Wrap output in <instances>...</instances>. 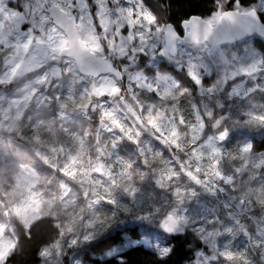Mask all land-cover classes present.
Segmentation results:
<instances>
[{
	"label": "snow or ice",
	"instance_id": "obj_1",
	"mask_svg": "<svg viewBox=\"0 0 264 264\" xmlns=\"http://www.w3.org/2000/svg\"><path fill=\"white\" fill-rule=\"evenodd\" d=\"M257 25L264 30L257 8L241 0H215L210 16L190 17L180 29L147 0H0V110L16 102L13 86L21 84L65 117H98L111 137L108 163L131 178L130 198H141L140 184L151 178L163 194L153 212L171 241L178 243L177 234L191 225L202 243L192 264H264V151L251 142L225 149L229 128L221 114L264 95V63H238L229 48L259 35ZM161 60L183 71L193 87L162 74ZM247 117L246 123L264 126V105H254ZM125 142L135 146V160L120 154ZM150 157L160 158L158 168ZM198 189L217 205L193 219L187 205ZM114 220L112 213L83 235L61 233L39 252L43 264H64L70 251L77 264L75 252L86 254L82 246ZM13 233L0 228V264L17 250ZM171 241L160 248L163 264L174 251ZM118 260L124 264L123 253Z\"/></svg>",
	"mask_w": 264,
	"mask_h": 264
},
{
	"label": "rangeland",
	"instance_id": "obj_2",
	"mask_svg": "<svg viewBox=\"0 0 264 264\" xmlns=\"http://www.w3.org/2000/svg\"><path fill=\"white\" fill-rule=\"evenodd\" d=\"M252 6L260 11L264 0ZM251 37L229 46L230 54L234 52L238 63H264ZM262 39L264 41V37ZM162 61L173 65L161 60L157 67ZM162 74L180 80L173 74ZM210 81L211 77L205 76V82ZM193 95L199 99L195 89ZM13 98L16 102L11 107L0 110V228L14 229L15 238L18 236L15 219L28 227L39 217L50 215L59 224L60 234L71 238L99 227L101 221L115 213L113 226L97 238L125 223L137 224L140 234L138 238L125 234L122 244L108 249L105 255H113L135 244H144L159 253L169 239L160 227L161 216L153 212L154 206L162 202L163 194L148 178L140 184L144 195L138 200L130 198L131 178L108 163V155L112 152L111 137L101 132L98 120L82 114L65 117L58 105L44 100L38 102L21 84L13 86ZM257 104L264 105L263 95H254L250 101L237 102L221 110L226 116L225 126L229 128L225 149L235 150L264 134V126L246 123L247 114ZM181 107L186 114L191 111L187 101L182 102ZM158 150L165 151L163 146H158ZM120 154L135 160L136 148L125 142ZM159 159L150 157L148 163L158 168ZM198 192V197L187 205L193 219L217 205L215 198L199 189ZM114 200L117 205L111 203ZM185 228L193 230L191 225ZM81 252H75L79 257L77 264L82 261ZM73 254L69 252L64 264L66 260L67 264H73Z\"/></svg>",
	"mask_w": 264,
	"mask_h": 264
},
{
	"label": "trees",
	"instance_id": "obj_3",
	"mask_svg": "<svg viewBox=\"0 0 264 264\" xmlns=\"http://www.w3.org/2000/svg\"><path fill=\"white\" fill-rule=\"evenodd\" d=\"M257 1L241 0V3L245 7H253L252 5ZM147 3L162 19L171 22L177 29H180L181 21L188 19L192 15L198 14L208 17L215 11V0H147ZM227 7L231 8L232 4H228ZM258 12L264 21V6ZM262 38L260 36L251 37L264 62V41ZM158 70L161 73L173 74L187 86L193 87L192 82L187 79L185 73L177 71L174 65L167 64L166 61H162L159 64ZM92 120L97 121L98 117L94 116ZM252 144L255 146V150H264V134L256 138ZM15 229L18 233L19 245L10 258L9 264H42L39 252L60 235V226L50 215L39 217L28 227L18 219H15ZM29 232L30 238L27 235ZM125 234L138 238L140 234L138 225L130 226L125 223L123 227L114 229L88 244L84 248L88 249L86 254L81 252L83 264H119L118 257L121 253L124 254V264H163L158 258L159 253L144 244L127 246L113 255H105L104 253L108 249L117 244H122L125 240ZM177 237L178 243L171 241V237L168 239V242L171 241L175 244V248L173 253L165 258L166 264H187L193 260L196 250L202 247L201 241L190 228H185V231L177 234Z\"/></svg>",
	"mask_w": 264,
	"mask_h": 264
},
{
	"label": "water",
	"instance_id": "obj_4",
	"mask_svg": "<svg viewBox=\"0 0 264 264\" xmlns=\"http://www.w3.org/2000/svg\"><path fill=\"white\" fill-rule=\"evenodd\" d=\"M259 15H260V14H259ZM190 17H203V16L198 15V14H195V15H192V16H190ZM190 17H189V18H190ZM260 19H261V22L264 23V21L262 20L261 16H260ZM185 20H187V19H185ZM170 23H171V22H170ZM256 32L259 33V35H252V36H260V37H264V30H262V29L260 28L259 25L256 26ZM247 37H250V36H247ZM239 40H241V39H238L237 42H238Z\"/></svg>",
	"mask_w": 264,
	"mask_h": 264
}]
</instances>
